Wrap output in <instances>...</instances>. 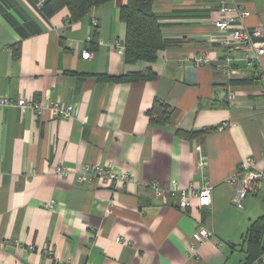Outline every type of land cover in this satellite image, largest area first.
Returning <instances> with one entry per match:
<instances>
[{"label": "crops", "instance_id": "obj_1", "mask_svg": "<svg viewBox=\"0 0 264 264\" xmlns=\"http://www.w3.org/2000/svg\"><path fill=\"white\" fill-rule=\"evenodd\" d=\"M219 1L153 0L162 36L175 43L159 52L155 79L118 82L97 75L145 66L126 64L114 46L125 36L119 9L126 0L92 7L72 22L65 7L45 16L43 0H0V96L72 105L66 118L47 108L0 107V264L245 259L243 236L264 213V181L238 208L227 178L246 156L264 173V94L257 73L264 54L258 66L249 65L242 50L213 39ZM234 1L250 11L248 27L264 25V0ZM84 50L92 56L83 58ZM201 56L208 61L195 63ZM155 99L170 108L163 123L151 120ZM207 127L214 129L202 137L181 132ZM86 164L130 179L77 182L74 173L63 177L56 170ZM172 180L198 187L207 181L210 205L183 210L175 199L163 204L153 184L167 187ZM198 225L211 236L190 251Z\"/></svg>", "mask_w": 264, "mask_h": 264}, {"label": "built area", "instance_id": "obj_2", "mask_svg": "<svg viewBox=\"0 0 264 264\" xmlns=\"http://www.w3.org/2000/svg\"><path fill=\"white\" fill-rule=\"evenodd\" d=\"M40 3V6H42ZM220 16L214 19L213 24L217 32L213 39L219 42L228 50L240 49L244 53V59L249 65L258 66L260 63V56L264 54V25H256L248 27L245 23L246 18L250 15V11L245 9L241 4L234 0H220L218 2ZM95 24V22L93 23ZM116 51L123 54V41H116ZM92 56L90 50L82 51V57L88 59ZM206 57L195 58V63L203 64L207 62ZM258 78L261 81V88L264 94V67L259 65L257 67ZM234 94L228 92L226 100L231 104ZM16 106L21 111L25 109H35L37 113H41L43 109L47 108L53 115L59 117H69L72 112V105H62L55 101H48L45 104H39L31 98L20 97L17 100L9 98L7 95L0 96V107ZM200 169H205V163L199 161ZM255 160L251 156L244 157L240 164L238 171L231 174L227 181L234 185V193L232 196V203L238 208L243 207V200L248 193L257 190L256 184L264 181V173L262 170L254 167ZM56 170L63 176L69 177L72 173L76 175L77 182H91L98 178H106L113 181H123L130 179L126 173H118L109 167L99 164H86L80 169L70 170L66 166H57ZM155 195L161 202L169 203L174 199L177 200L178 207L183 210L194 206L201 208L210 205L212 185L205 181L201 186L186 185L180 186L176 180H172L167 187H162L158 182L153 184ZM211 232L203 225H198L192 233L193 242L190 243L189 250L193 251L195 245L209 239ZM46 251L51 252L50 249ZM264 262V252L259 258Z\"/></svg>", "mask_w": 264, "mask_h": 264}, {"label": "trees", "instance_id": "obj_3", "mask_svg": "<svg viewBox=\"0 0 264 264\" xmlns=\"http://www.w3.org/2000/svg\"><path fill=\"white\" fill-rule=\"evenodd\" d=\"M111 0H43L41 11L45 16H51L65 7L69 12V21H76L85 16L92 7L102 5ZM153 0H126L119 9V18L125 23V36L123 39V61L126 64L137 62L145 64L139 69H132L117 76L98 74L99 79L135 82L153 80L157 77V71L153 68L160 51L170 44L175 43L165 39L160 31L156 16L153 13ZM244 80H232L231 83H242ZM155 113L152 121L165 122L170 115L167 104L158 99L153 102L151 114ZM214 128L207 127L198 131H181L185 136H205ZM243 241L246 243V256L240 264H253L264 252V213L257 217L249 225Z\"/></svg>", "mask_w": 264, "mask_h": 264}, {"label": "water", "instance_id": "obj_4", "mask_svg": "<svg viewBox=\"0 0 264 264\" xmlns=\"http://www.w3.org/2000/svg\"><path fill=\"white\" fill-rule=\"evenodd\" d=\"M262 197L260 199V202H259V206H260V209H262L264 211V186L262 188Z\"/></svg>", "mask_w": 264, "mask_h": 264}]
</instances>
